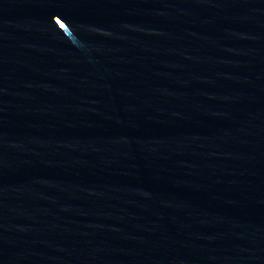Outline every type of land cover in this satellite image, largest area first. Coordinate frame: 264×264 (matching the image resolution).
I'll use <instances>...</instances> for the list:
<instances>
[{
	"label": "water",
	"instance_id": "obj_1",
	"mask_svg": "<svg viewBox=\"0 0 264 264\" xmlns=\"http://www.w3.org/2000/svg\"><path fill=\"white\" fill-rule=\"evenodd\" d=\"M0 264H264V0H0Z\"/></svg>",
	"mask_w": 264,
	"mask_h": 264
}]
</instances>
